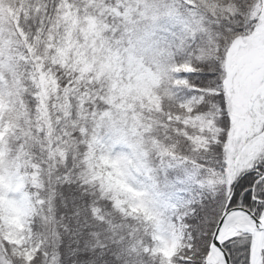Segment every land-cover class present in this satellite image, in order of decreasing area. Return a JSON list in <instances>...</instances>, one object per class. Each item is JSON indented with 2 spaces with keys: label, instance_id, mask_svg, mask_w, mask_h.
Segmentation results:
<instances>
[{
  "label": "snow or ice",
  "instance_id": "1",
  "mask_svg": "<svg viewBox=\"0 0 264 264\" xmlns=\"http://www.w3.org/2000/svg\"><path fill=\"white\" fill-rule=\"evenodd\" d=\"M0 264H264V0H0Z\"/></svg>",
  "mask_w": 264,
  "mask_h": 264
}]
</instances>
